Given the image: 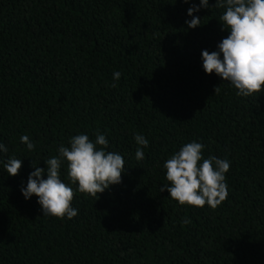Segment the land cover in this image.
I'll use <instances>...</instances> for the list:
<instances>
[{"label":"trees","instance_id":"obj_1","mask_svg":"<svg viewBox=\"0 0 264 264\" xmlns=\"http://www.w3.org/2000/svg\"><path fill=\"white\" fill-rule=\"evenodd\" d=\"M193 3L0 0V264H264V90L238 96L204 72L202 50L229 33L215 0L188 28ZM97 132L124 158L121 183L80 193L62 164L78 215H43L21 193L33 166L46 173L44 160L72 136L94 142ZM136 134L149 141L140 161ZM192 141L204 159L230 162L215 209L159 191L170 183L164 163ZM8 158L21 159L18 175Z\"/></svg>","mask_w":264,"mask_h":264},{"label":"clouds","instance_id":"obj_2","mask_svg":"<svg viewBox=\"0 0 264 264\" xmlns=\"http://www.w3.org/2000/svg\"><path fill=\"white\" fill-rule=\"evenodd\" d=\"M188 3L189 0H182ZM214 6L223 9L219 17L221 30L229 33L217 44V50H202V68L206 74L215 73L223 81H228L242 97L252 96L264 90V0H215ZM208 0H200L187 10L191 16L185 23L188 28L201 25V18L193 16L200 8H208ZM120 72L113 73L118 80ZM116 85L113 84L112 87ZM216 86L214 93L219 92ZM22 143L29 151L34 144L26 135L21 136ZM138 145L135 158L144 159V151L149 141L140 134L134 135ZM69 146L61 145L58 155L44 160V168L35 167L27 179L26 187L21 193L27 200L33 195L45 216L72 219L78 215L77 209L71 206L74 190L65 184L60 177L62 164H66L69 181L77 185L80 193L98 197L110 185L121 183L125 171L124 158L116 152L106 151L109 142L104 134L97 132L95 141L86 134H77L69 140ZM99 146V147H98ZM202 143L192 141L183 145L164 163L166 180L159 191H167L171 199L180 205L204 207L206 204L215 209L228 196L225 173L230 169L227 159L209 156L202 157ZM7 147L0 143V152L6 153ZM202 161V162H201ZM22 166L21 159L8 158L4 168L9 176H16ZM46 174V178H42ZM182 223H190L184 219Z\"/></svg>","mask_w":264,"mask_h":264}]
</instances>
